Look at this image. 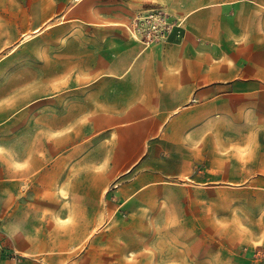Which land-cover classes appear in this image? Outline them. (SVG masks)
<instances>
[{"label":"crops","instance_id":"0c3cea01","mask_svg":"<svg viewBox=\"0 0 264 264\" xmlns=\"http://www.w3.org/2000/svg\"><path fill=\"white\" fill-rule=\"evenodd\" d=\"M140 4L182 37L137 41L124 21ZM61 14L94 27L56 26ZM57 32L95 38L59 56ZM40 36L53 41L44 57ZM109 186L112 211L145 233L172 211L190 223L160 227L199 226L216 191L264 192V0H0V264L181 255L162 241L104 255Z\"/></svg>","mask_w":264,"mask_h":264},{"label":"rangeland","instance_id":"374dc122","mask_svg":"<svg viewBox=\"0 0 264 264\" xmlns=\"http://www.w3.org/2000/svg\"><path fill=\"white\" fill-rule=\"evenodd\" d=\"M94 6L96 4H91L90 8ZM145 10L147 7L140 4L138 12L131 20L124 21V24H131L134 18ZM70 18L73 17L61 14L57 15L54 22L56 26L66 22L69 27L74 29L86 26L94 27V25H86L79 19L70 20ZM118 27L124 29V25H118ZM20 38H24L25 42L29 37ZM82 38H87L91 44L90 40H94L95 34L89 32V35L80 36L77 32V35H73L69 41V38L57 32L56 54L59 56L65 52L72 53V55L77 54L79 40ZM178 39L175 36L171 38L172 41ZM20 41H13V44H18ZM137 41L141 42L138 39ZM51 43H53L52 39L47 36L34 38V54L37 57L46 56ZM113 188V186H109L102 197L105 209L98 230L103 233L100 244L103 246L104 255H134V251L143 250L141 247L143 242L148 241L158 246V243L162 241V246L171 252L181 251V255H147L143 260L148 264H264V192L244 194L237 191L230 193L216 191L210 197L212 205L209 209L200 205L201 208L193 212L199 226L191 227V224H186L187 226L180 224L173 227H160L161 223L177 224L176 221L183 220V216L186 217L185 222L190 223L188 222V219L191 218L190 213L172 211L164 214L157 213L156 219L159 220V225L152 229H146L145 233V229H135L128 225L130 220L126 218V212L112 211L110 204ZM161 220H165V222ZM125 244L130 245L132 251H129L127 247L123 249ZM80 250V248L76 249L73 254H78ZM22 258L31 259L25 255ZM136 262L143 264V261L136 260ZM104 264H115V262L108 257Z\"/></svg>","mask_w":264,"mask_h":264},{"label":"built area","instance_id":"2783aa9c","mask_svg":"<svg viewBox=\"0 0 264 264\" xmlns=\"http://www.w3.org/2000/svg\"><path fill=\"white\" fill-rule=\"evenodd\" d=\"M133 36L145 45L169 43L172 37H182V28L161 8L137 15L129 26Z\"/></svg>","mask_w":264,"mask_h":264}]
</instances>
